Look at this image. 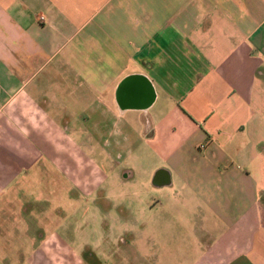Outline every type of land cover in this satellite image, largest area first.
Instances as JSON below:
<instances>
[{"label": "crops", "instance_id": "1", "mask_svg": "<svg viewBox=\"0 0 264 264\" xmlns=\"http://www.w3.org/2000/svg\"><path fill=\"white\" fill-rule=\"evenodd\" d=\"M144 174L150 264H264V0H0V196Z\"/></svg>", "mask_w": 264, "mask_h": 264}, {"label": "rangeland", "instance_id": "2", "mask_svg": "<svg viewBox=\"0 0 264 264\" xmlns=\"http://www.w3.org/2000/svg\"><path fill=\"white\" fill-rule=\"evenodd\" d=\"M140 179L147 182L144 174L125 184L122 190L113 184L105 193L107 199L98 198L102 211L92 207L97 199L95 195L71 194L65 180L52 182L53 189L46 180L27 181L17 193L2 194L0 264H88L78 256L86 244L92 245L100 259L91 264H150L148 224L154 222V218L156 224L166 222L162 220L159 205V197L166 188H156ZM111 208L112 211L106 213ZM177 222L190 224L192 221L187 215H177ZM125 229L132 233L128 235L129 242L122 244L120 233ZM168 236L174 237L172 232L159 231L154 238L164 241ZM135 240L141 243L139 249L143 258L133 255L131 241Z\"/></svg>", "mask_w": 264, "mask_h": 264}, {"label": "built area", "instance_id": "3", "mask_svg": "<svg viewBox=\"0 0 264 264\" xmlns=\"http://www.w3.org/2000/svg\"><path fill=\"white\" fill-rule=\"evenodd\" d=\"M44 16L43 15H39V21H43L44 20Z\"/></svg>", "mask_w": 264, "mask_h": 264}]
</instances>
